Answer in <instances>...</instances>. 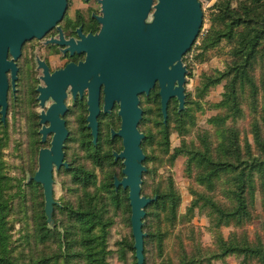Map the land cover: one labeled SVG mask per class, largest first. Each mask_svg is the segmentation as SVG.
<instances>
[{
    "label": "trees",
    "instance_id": "obj_1",
    "mask_svg": "<svg viewBox=\"0 0 264 264\" xmlns=\"http://www.w3.org/2000/svg\"><path fill=\"white\" fill-rule=\"evenodd\" d=\"M221 45L228 49L225 70L204 80L199 98L209 88L224 82L222 100L216 104L222 113L208 120L213 131L196 132L197 143L185 141L195 127L190 110L171 111L168 104L167 122L163 124L158 88L145 96L147 101L157 104L154 124L161 138L158 146L162 155L168 156L169 164L178 157H185V175L201 190H190L192 200L185 214L179 215L181 197L172 179L149 187L143 178L141 196L156 198L144 210V264L154 263L149 255L151 247L157 251L160 264H212L214 260L230 256L239 258V264H264V235L257 234L250 240L241 230L254 219L256 193L264 211V0L217 1L210 16V27L202 39L201 57ZM13 103L17 108V102ZM245 109L250 117L247 135L237 127L246 116ZM144 114L147 113L144 111ZM7 129L6 116L4 123L0 119V264H107L110 254L107 239L113 225L110 211L123 209L130 222L128 191L121 187L115 189L113 174L97 186L95 171L81 165L74 167L72 161L68 169L62 168L79 191L77 201L62 207L54 205V228H50L44 213L41 186L34 181L13 186L4 172L2 152L8 146ZM171 130L182 139L180 146L169 154ZM248 134L253 146L247 139ZM32 136L36 153L41 150V139L35 130ZM155 138L151 132H144L142 146H150ZM82 146L94 168L102 170L106 164L115 165L112 153L103 149L99 136L95 145L90 137L83 139ZM148 159L146 157V161ZM217 194L224 202L217 200ZM35 201H38V209L33 232L25 233L20 238L21 246H16L9 220L14 211L13 203L26 210L30 202ZM195 211L209 220V230L215 238L214 250L203 249L198 244L188 249L177 238L174 247L168 250V238L178 225L190 223ZM56 212L62 216L60 220ZM58 222L59 227L56 226ZM230 226L235 232L225 240L220 229ZM123 244L120 255H124L125 248L134 252L133 243L118 245ZM53 245L55 250L46 252L45 249ZM25 247H29L28 252Z\"/></svg>",
    "mask_w": 264,
    "mask_h": 264
},
{
    "label": "water",
    "instance_id": "obj_2",
    "mask_svg": "<svg viewBox=\"0 0 264 264\" xmlns=\"http://www.w3.org/2000/svg\"><path fill=\"white\" fill-rule=\"evenodd\" d=\"M88 1V0H85ZM156 2L155 6L153 4ZM101 15L96 17L100 26L94 36L81 37V42L51 41L68 46L70 53H85V63L69 64L63 70L48 74L44 68V88H38L37 101L44 106L52 104L39 115L41 143L52 135L50 148L38 153V169L28 182L40 185L44 197L47 224L52 225L53 169H68L64 162L63 145L68 131L62 117L67 108L66 90L80 95L88 89L87 129L92 143L98 139L97 118L101 113L100 91L104 97L103 114H109L118 105L120 129L112 133L122 140V151L114 160L123 162V178L114 179V187L128 191L131 210L130 226L134 240L136 264H144L142 231L145 208L154 199L141 196L142 166L145 156L140 148L143 135L137 126L142 117L139 97L148 96L157 86L163 124L167 122V108L171 99L178 102V111L184 110L186 69L182 57L196 41L202 26V11L198 0H98ZM66 0H0V119L4 123L8 110L9 83L15 92L16 61L24 43L42 40L61 21ZM153 11V12H152ZM152 12V14H150ZM151 16V21L146 23ZM59 30V28H58ZM8 56L11 60H8ZM48 124V127L44 126Z\"/></svg>",
    "mask_w": 264,
    "mask_h": 264
},
{
    "label": "rangeland",
    "instance_id": "obj_3",
    "mask_svg": "<svg viewBox=\"0 0 264 264\" xmlns=\"http://www.w3.org/2000/svg\"><path fill=\"white\" fill-rule=\"evenodd\" d=\"M85 1V0H84ZM218 0H198L201 5L202 11V26L199 32V35L194 42L190 50L182 57V65L185 67L187 73L185 76V83L183 84L185 103L184 109L187 108L191 111L194 116V129L193 132L185 138L187 143L194 142L197 143L196 132L198 130H207L209 132L213 131L212 127L208 124V120L211 117H214L222 112L216 108L222 100V95L224 93V82L220 85L211 87L207 92L199 98V91L201 90L202 84L207 77L215 76L219 72L225 70L228 57L226 49L223 45L218 47L215 50L206 52L205 56L201 57L202 51L200 49L202 39L204 38L207 30L210 27V16L213 12V6L217 3ZM98 3V0H97ZM156 2L153 4L155 6ZM85 4L81 0H68L67 9L64 15V19L60 25L63 27L65 23L74 17L77 9L85 11ZM100 7V5H99ZM153 12V11H152ZM152 12L150 14H152ZM101 15V8H99V15ZM151 21V16L146 23ZM59 28V27H58ZM49 33L45 36L43 40L40 41H31L25 44L22 49V56L20 58V66L22 68L20 76V85L18 91L15 92L14 96L11 89L8 91V146L3 150L2 160L4 163V172L11 179V184L16 186L23 182L24 184L29 183V179L33 177L35 172L38 169V152L35 153L33 146V136L32 131H39L42 128L39 125L38 116L45 112L46 107L52 103L50 100L45 103L42 107L39 105V102L36 101L33 96L35 92L25 91V80L28 73L31 71L28 62L34 63L35 58L46 57L44 50H41L40 47L46 43V39L49 38ZM47 43H49L47 41ZM33 45H36L35 48H32ZM32 58L27 61L28 58ZM64 63L61 58H52L49 59L50 68L56 69ZM41 73L36 72V77H39ZM43 85V84H42ZM25 89V90H24ZM153 90H156L153 89ZM158 92V89H157ZM17 95V99L16 96ZM17 102V108H14V103ZM69 106L72 103L69 101ZM156 103L147 101L145 95L139 97V108L142 110V117L137 126V129L140 134L144 136V132H151L155 135L153 143L149 146L144 144L142 146L143 140L141 141L140 148L145 160L142 163V166L146 169V172H150L148 175L143 178L148 182L149 187L164 184L169 178L172 179L174 187L181 197V204L178 208L179 215H184L186 209L188 208L192 196L190 195V190L201 189L197 187L194 182L187 178L185 175V157H178L172 164H169L168 156H163L162 151L159 149V143L161 138L158 135V129L154 124L155 121V109ZM171 111H175L178 108V102L176 99H171L169 101ZM73 110V113L67 115V129H68V138L64 142L63 154L64 162L69 164L73 162L75 166H84L86 169L94 170L96 175V184L97 186L100 182L107 176L113 174L114 178L120 181L124 176L122 174L123 162L121 160H114V154H119L122 151V140L112 133H117L120 129V118L118 116L119 107L115 104L114 108L110 111L109 114L101 115L99 119V138L100 143L103 146V149L110 151L113 156V163L115 165H105L102 170L94 168L91 162L86 157V151L83 149L82 142L83 139L90 138L89 131L86 129L85 124H77V111L74 106L70 107ZM147 113L146 115L144 114ZM84 116L86 115L85 108L82 110ZM16 113L17 117H14ZM245 117L242 118L237 127L242 131L243 135H247L250 123V117L248 116L247 110L245 109ZM37 116V117H36ZM36 118L37 120H33ZM144 120V121H143ZM35 123V125H32ZM44 126L48 127V124ZM29 128L31 132L29 131ZM41 136L39 135V139ZM52 135H48L44 143L40 142V149H49L51 143ZM144 139V137H143ZM181 139L176 132L171 130L169 135V154L173 153V150L180 146ZM251 146L252 137L248 134L247 137ZM146 157H149L146 161ZM150 157H152L150 159ZM63 168L58 171L54 167L53 169V200L55 201L58 207H62L66 203L75 204L77 201V195L79 191H76V187L72 185L71 178L69 175L63 172ZM142 185V184H141ZM217 200L223 201V198L220 197V194L216 196ZM28 199H31L29 196ZM39 200V199H38ZM14 211L11 212L9 216L10 223L13 226L12 231V241L15 242L16 246L20 245V238L25 234H31L34 228V220L36 218V210L38 209V201L30 202L28 209L19 208L16 203H13ZM54 214V211H53ZM254 219L246 224L241 230H244L247 233V236L250 240L254 239L257 234L264 235V211L261 209L260 197L256 193V202L254 207ZM113 220V225L110 228L109 236L107 239V250L110 252L107 258V264H136V259L134 252L130 251L128 248L124 249V255H120L122 252L121 247L123 245H118L124 242L133 243L134 240L131 233L130 222L128 221V215L122 209L121 211H114L111 209L110 215ZM131 216V210H130ZM35 217V218H34ZM56 218L60 220L62 216L59 212H56ZM53 220V215H52ZM60 222V221H59ZM56 223L59 227L60 223ZM54 224V222H53ZM52 224V225H53ZM144 224V223H143ZM50 228H54L53 226ZM191 231L193 238H191ZM235 232V229L230 227H222L220 233L222 237L227 240L229 235ZM180 239L183 245L191 249L193 244H198L203 249L214 250V234L209 230V220L208 218L199 213L198 211L194 212V215L190 223L178 225L171 236L167 240L168 250L174 247L175 239ZM176 239V240H177ZM192 240V241H191ZM194 240V241H193ZM34 246V245H33ZM32 246V247H33ZM26 252H28L29 247H25ZM55 250V246L47 247L46 252H51ZM149 255L153 264H160L161 261L157 259V251L153 247L149 250ZM240 260L236 256H230L222 260H214L212 264H239ZM152 264V263H151Z\"/></svg>",
    "mask_w": 264,
    "mask_h": 264
},
{
    "label": "flooded vegetation",
    "instance_id": "obj_4",
    "mask_svg": "<svg viewBox=\"0 0 264 264\" xmlns=\"http://www.w3.org/2000/svg\"><path fill=\"white\" fill-rule=\"evenodd\" d=\"M81 1L85 4V6H87L85 8L84 12H82V10L77 9L74 17L71 18L70 20H68L65 23V26L63 27L60 24L64 19V15H65V13H64L61 21L55 26V28L52 31L49 32V34H50L49 38L46 39V43H44V45H42V47H40L41 50H44L46 57L42 58V60H40L39 58H37V59L35 58L34 63H31L29 61L32 59L30 57L27 60V61H29L28 62L29 64H27V65H29L31 71L28 73V75L26 77V80H25V89L26 90L25 89L24 90L35 92V98L34 99L36 101H37V98L39 96V93L37 92L38 88H40V87L44 88L45 87V83L42 80V78L44 77V68L40 66V63H42L43 66H46L48 69V74L52 75L56 71L63 70L69 64L79 65L80 63H85V60H86V54L85 53L74 52L71 54L70 51H66L69 48L68 46L58 45L55 42L51 43V41H59L60 42L61 41L60 35L62 34V39L64 42L73 41L75 44H77V43L81 42L80 35L83 37H87L89 35L94 36L100 30V26L96 20V17H98V15H99V8H100L99 4L97 3V0H88V1L81 0ZM67 5H68V0H66V9H67ZM65 12H66V10H65ZM58 27H59V30H58ZM31 41H40V40L33 39ZM31 41H29V42H31ZM47 41L49 43H47ZM27 43L28 42L24 43L23 46L21 47V55L18 58V60L16 61V67L18 70L17 71V81L15 84L16 91H18V89L20 88L19 85L21 83L20 76H21L22 68H21L19 62H20V58L22 56V49L25 46V44H27ZM35 47H36V45H33L32 48H35ZM56 57L61 58L62 61H64V63L61 66H59L58 68L51 70L50 64H49V59H52V58L54 59ZM8 60H11L10 56H8ZM36 72L41 73L39 77H36ZM7 77H8V83H9V89H11V91H12V88L10 85V79H11L10 73L7 74ZM155 87H157V86H155ZM66 95H67V97L65 99V106L67 108V111H66L65 115L62 117V120H64V122H65L66 129H67L66 118H67V115L73 113V110L70 108L72 106H74L76 110L77 109L83 110V108H85V111H86L85 116H84L82 110L80 112L77 111L76 123L80 124V125L85 123L86 129H87L88 89H85L81 95L79 93H77L75 96H73L71 93V87L69 86L66 90ZM7 98H8V96H7ZM50 101L52 102V100H50ZM69 101L72 103L71 106H69V103H68ZM51 104L52 103H50V105ZM103 105H104V97H103L102 88H101L100 98H99V106L101 109V113L97 118L98 133H99V119L102 115ZM114 106H113V108H114ZM48 107H46L45 111L48 109ZM38 120H39V116H38ZM67 131H68V129H67ZM88 131H89V135H90L91 141H92L91 132L89 129H88Z\"/></svg>",
    "mask_w": 264,
    "mask_h": 264
}]
</instances>
